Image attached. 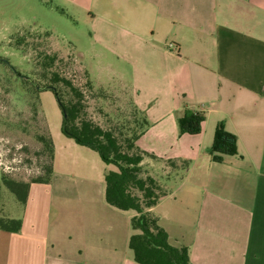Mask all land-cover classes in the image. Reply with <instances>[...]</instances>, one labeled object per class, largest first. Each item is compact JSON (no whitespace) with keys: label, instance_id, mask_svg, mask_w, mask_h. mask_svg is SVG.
Listing matches in <instances>:
<instances>
[{"label":"crops","instance_id":"crops-1","mask_svg":"<svg viewBox=\"0 0 264 264\" xmlns=\"http://www.w3.org/2000/svg\"><path fill=\"white\" fill-rule=\"evenodd\" d=\"M94 3L110 27L125 29L127 43L150 47V57L157 55L171 66L175 97L170 115L178 119L186 109L206 115L200 134L179 135L174 128L177 150L166 159L156 156L163 162L189 161L180 183L171 185L151 209L170 243L187 247L193 264H264V0ZM159 41L167 46H153ZM219 124L237 137V154L221 163L209 155ZM149 127L148 123L136 143ZM158 134L165 139L164 132ZM54 162L48 182L30 184L20 218L0 216L22 221L18 232L0 228V264H138L129 248L132 228L126 238L119 228L82 230L75 246L51 254L57 243L51 230L57 205ZM102 164L104 178L114 167ZM181 202L187 203L186 215L180 214ZM185 219H189L187 231L181 222Z\"/></svg>","mask_w":264,"mask_h":264},{"label":"rangeland","instance_id":"rangeland-1","mask_svg":"<svg viewBox=\"0 0 264 264\" xmlns=\"http://www.w3.org/2000/svg\"><path fill=\"white\" fill-rule=\"evenodd\" d=\"M110 26L94 0H0V216L20 218L24 207L4 185L3 175L25 183L45 179L56 159L51 230L57 243L51 254L75 246L82 230L119 228L126 238L133 213L107 205L102 160L62 133L64 113L46 90L52 84L42 73L51 78L57 72L71 81L83 95L84 118L112 130L121 143L139 133L146 119L149 130L136 145L154 148L148 153L166 159L178 147L174 128L182 135L179 117L170 115L175 97L171 66L157 55L150 57V47L127 43L124 28ZM47 55L56 57L52 67L41 65ZM57 87L64 102L77 99L68 86ZM41 137L52 141L53 159ZM146 161L143 176L151 175L167 192L186 173L167 161ZM179 211L188 214L187 203L181 202ZM181 222L189 230V219Z\"/></svg>","mask_w":264,"mask_h":264},{"label":"trees","instance_id":"trees-1","mask_svg":"<svg viewBox=\"0 0 264 264\" xmlns=\"http://www.w3.org/2000/svg\"><path fill=\"white\" fill-rule=\"evenodd\" d=\"M55 56H46L42 61L43 67H52ZM7 63V61L3 60ZM49 78L42 73V78L49 79L52 86L50 90L56 96L59 106L64 113L62 133L74 140L76 144L88 147L97 152L109 170L104 176L105 200L107 204L123 211H133L131 228L133 234L129 240V248L134 253V260L138 264H193L190 260L187 247H176L169 241L167 231L160 225L159 218L151 211L168 194L158 181L151 175L143 176L145 157L158 159L145 151L138 149L136 142L148 126L146 119L142 120V130L133 138H125L121 143L112 130H104L99 125L84 118L85 105L83 95L73 86L71 81L61 77L57 72H52ZM60 83L68 86L77 99L64 102L63 94L57 87ZM206 115L202 111L186 109L179 117L178 125L180 134L197 135L202 132V123ZM48 147H51V156L54 158L52 141L41 137ZM237 154V137L227 132L222 124L217 126L214 142L209 150V155L214 162L221 163L226 156ZM174 168L185 173L189 169V162L184 160L176 162L167 161ZM53 173L52 167L48 168V177L34 179L25 183L3 175V183L8 187L23 204L27 201L31 183L48 182ZM21 220L0 218V228L9 232H18L21 229Z\"/></svg>","mask_w":264,"mask_h":264}]
</instances>
